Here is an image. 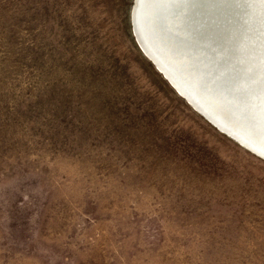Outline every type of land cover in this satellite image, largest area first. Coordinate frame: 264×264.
<instances>
[{"label":"rangeland","instance_id":"rangeland-1","mask_svg":"<svg viewBox=\"0 0 264 264\" xmlns=\"http://www.w3.org/2000/svg\"><path fill=\"white\" fill-rule=\"evenodd\" d=\"M135 0H0V264H264V159L136 42Z\"/></svg>","mask_w":264,"mask_h":264},{"label":"water","instance_id":"water-1","mask_svg":"<svg viewBox=\"0 0 264 264\" xmlns=\"http://www.w3.org/2000/svg\"><path fill=\"white\" fill-rule=\"evenodd\" d=\"M262 1L243 7L236 0H135L132 26L140 49L176 92L213 126L264 159V50L229 63L224 39L230 35L234 42L247 18L264 29ZM182 13L190 19L184 32L175 22L181 24ZM249 34L244 42L252 46L257 33Z\"/></svg>","mask_w":264,"mask_h":264},{"label":"bare ground","instance_id":"bare-ground-1","mask_svg":"<svg viewBox=\"0 0 264 264\" xmlns=\"http://www.w3.org/2000/svg\"><path fill=\"white\" fill-rule=\"evenodd\" d=\"M229 1H232V0H229ZM236 1H238L239 6L247 7L248 6L247 5L248 3L253 4V2H257L259 0H236ZM263 3H264V0L262 1L261 4H263ZM181 16L184 17L183 20H180L182 26L179 23V21H175V20H173V21H175L178 25H180V27H182L183 32H184L187 29V24H186L187 17H188V22H190L189 13L188 14L182 13ZM253 21L256 22L254 18L253 19H248L247 18V20L243 24L244 26L239 27V30L240 31H242V32L243 31H246V33L244 32L242 34V32L236 31L235 32V39L236 40L234 42H232V40H230V35H226L224 37L225 42L227 40V43H226L227 45L226 44L225 45L229 48L228 51L230 50V53L227 51V53L229 54V55L227 54V58L229 60V63H231V62H238V63H240V61L238 59H235L236 56H240L242 54V57H244V54L245 53H248L249 51L250 52L253 51V53H249L247 55H250V54L257 55L258 49L260 51L261 50H264V41H261L260 40L261 39V31H264V29H262L263 26H261L260 23L255 24ZM249 33H251V34L252 33H257V36H255V38H254L255 40L252 43V46L251 45H248L246 42H244V40L247 38V35H248V39L251 38ZM197 37H195L194 40H197ZM198 43H199V39H198ZM227 47H226V49H227ZM210 48H212V49H209L210 51L214 52L215 54L218 53V58H221V55L219 54L218 50L214 46H210ZM220 53L223 54V56L225 57L226 52H224V53L220 52ZM244 69H246V68H244Z\"/></svg>","mask_w":264,"mask_h":264}]
</instances>
